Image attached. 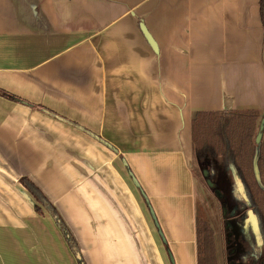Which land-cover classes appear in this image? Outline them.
I'll list each match as a JSON object with an SVG mask.
<instances>
[{
	"label": "crops",
	"instance_id": "0c3cea01",
	"mask_svg": "<svg viewBox=\"0 0 264 264\" xmlns=\"http://www.w3.org/2000/svg\"><path fill=\"white\" fill-rule=\"evenodd\" d=\"M254 110L262 0H0V264H79L22 179L85 264H198L192 122Z\"/></svg>",
	"mask_w": 264,
	"mask_h": 264
},
{
	"label": "trees",
	"instance_id": "16d2710c",
	"mask_svg": "<svg viewBox=\"0 0 264 264\" xmlns=\"http://www.w3.org/2000/svg\"><path fill=\"white\" fill-rule=\"evenodd\" d=\"M264 0H262V6ZM264 113L254 111L198 112L192 122V149L194 158L204 160L208 156L218 158L228 155L241 185L247 203L253 210L264 244V129L263 138L257 143L261 125L258 120ZM23 187L35 201L40 214L47 211L55 220L74 254H80L78 243L64 224L58 211L40 190L27 179ZM198 264H216L214 233L207 222L196 218ZM80 264H85L81 258Z\"/></svg>",
	"mask_w": 264,
	"mask_h": 264
},
{
	"label": "rangeland",
	"instance_id": "374dc122",
	"mask_svg": "<svg viewBox=\"0 0 264 264\" xmlns=\"http://www.w3.org/2000/svg\"><path fill=\"white\" fill-rule=\"evenodd\" d=\"M261 120L262 117L258 125ZM193 168L197 177V216L207 222L214 233L216 264H262L259 258L264 254L263 247L258 248L256 239L240 221V216L245 212L241 209L245 200L244 189L228 155L218 158L208 156L202 161L194 158ZM13 200L17 204L20 201L26 208L23 199L17 197ZM44 214L51 218L43 211ZM225 214L229 217L225 218ZM75 257L77 259L76 254ZM77 260L80 264L81 259Z\"/></svg>",
	"mask_w": 264,
	"mask_h": 264
},
{
	"label": "water",
	"instance_id": "95a60500",
	"mask_svg": "<svg viewBox=\"0 0 264 264\" xmlns=\"http://www.w3.org/2000/svg\"><path fill=\"white\" fill-rule=\"evenodd\" d=\"M143 31H144V34L146 35V37H147L149 43H150L151 46L154 47V49H155V45H154V42H153V39H152L151 35H148L147 32H146V30H145L144 28H143ZM263 129H264V120H262L261 125H260V128H259V132H258V134H257V135H258V136H257V143H260L261 140H262V138H263V135H262V134H263V133H262ZM107 145H108L109 147H111L109 144H107ZM131 175H132V177H133L134 185L137 186L138 189H140L139 182H138L137 179L133 176V174H131ZM206 175H207V174H206ZM240 184H241V182H240ZM241 186H242V185H241ZM140 190L142 191V189H140ZM142 192H143V191H142ZM143 195H144L145 199L147 200V198H146V196H145L144 193H143ZM151 213H152V215H153V218L155 219V215H154V213H153L152 210H151ZM156 223H157V222H156ZM157 225H158V223H157ZM158 228H159V232H160V235H161L162 240H164V243L167 244V241L164 239V236H163V234H162V231H161L159 225H158ZM168 256H169L170 259H171V263H172V264H175L174 257H172V255H171V253H170L169 251H168ZM77 259H81V255H80V254H77Z\"/></svg>",
	"mask_w": 264,
	"mask_h": 264
},
{
	"label": "flooded vegetation",
	"instance_id": "af4514ba",
	"mask_svg": "<svg viewBox=\"0 0 264 264\" xmlns=\"http://www.w3.org/2000/svg\"><path fill=\"white\" fill-rule=\"evenodd\" d=\"M245 213V212H244ZM242 214L241 216H240V221L243 219V217L245 216V214ZM229 217V215L227 214V218ZM263 247H264V244H263ZM260 259V261H261V263L262 264H264V254H262V256L259 258ZM234 264V263H233Z\"/></svg>",
	"mask_w": 264,
	"mask_h": 264
}]
</instances>
